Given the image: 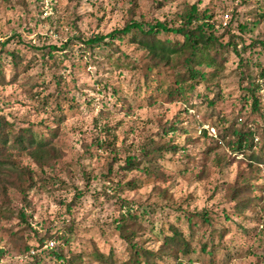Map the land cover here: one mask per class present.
Here are the masks:
<instances>
[{
  "label": "rangeland",
  "instance_id": "1",
  "mask_svg": "<svg viewBox=\"0 0 264 264\" xmlns=\"http://www.w3.org/2000/svg\"><path fill=\"white\" fill-rule=\"evenodd\" d=\"M187 5L212 15L214 33L225 45L231 39L228 29L235 34L240 53L250 61L247 73L256 75L257 65L264 66V0H0V47L21 36L44 49L17 44L18 38L8 44L23 60L17 67L12 59L4 60L0 113L17 127L33 126L43 136L55 133L56 148L55 159L44 167L25 152L14 153L20 165L33 171L35 184L26 193L10 188L7 196L0 195V205L15 212L11 219L0 217V246L8 248L0 264H26L37 255L45 256L39 258L43 264H112L88 256L93 250L112 251L115 264H122L130 255L117 230L127 211L124 200L138 216L134 241L159 250L161 230L170 224L190 240L193 252L160 264H264V164L251 166L247 155L234 152L221 137L218 118H226L228 126L247 117L241 113L242 67L233 47L218 76L204 67L208 79L197 85L190 106L167 91L175 83V70L161 66L158 73L150 72L147 50L128 37L116 39L115 48L81 50V44L68 42L108 34L135 20L177 27ZM53 45L62 49L50 55L47 47ZM36 91L49 94L48 108L33 98ZM260 94L264 103V84ZM257 119L261 126L255 130L254 150L264 157V112ZM169 125L181 130L164 135ZM96 137L113 143L99 147ZM161 142L183 148L164 153L159 165L165 177L125 167L126 157L143 160ZM134 178L144 184L130 188L127 183ZM246 179L257 185L256 204L238 214L231 185ZM22 209L26 221L19 217ZM221 230L222 250L212 260L202 247L216 245ZM50 241L55 244L46 246ZM27 245L33 248L23 251ZM230 250L228 260L224 255Z\"/></svg>",
  "mask_w": 264,
  "mask_h": 264
},
{
  "label": "trees",
  "instance_id": "2",
  "mask_svg": "<svg viewBox=\"0 0 264 264\" xmlns=\"http://www.w3.org/2000/svg\"><path fill=\"white\" fill-rule=\"evenodd\" d=\"M260 16L264 18V13H261ZM181 17V23L177 27L169 26L164 21L145 24L135 20L108 34H97L88 39H80L78 37L75 41L74 39H70L68 42L81 44L82 47H79L81 50L95 49L101 45H109L115 48L118 47L115 43L116 39L123 40L128 37L131 43L138 44L140 48L147 50L151 60L150 72H153V74L158 73L161 66H169L175 70V83L167 91L172 97L179 96L185 99L190 106H194V103L190 99L195 94L197 85L208 79L209 73L204 70V67L212 68L213 70L210 72L220 73L225 66V60H227V49L232 46L234 52L240 57L239 62L242 67L241 88L243 91L241 113L246 114L247 117H241L239 122L237 121L234 124L226 126V118L217 115L224 129L221 137L234 152L247 155L251 161V166L254 162L259 165L264 164V157L258 155L254 150L257 144L255 142V130L261 126L257 123V117L264 112V103L260 94V90L264 84V66L257 65L256 75L251 71L247 73L246 67L250 69V61L245 60L240 53L238 43L234 40L235 34H232L228 29L227 32L231 35V39L225 45L214 33V24L211 21L212 15L200 10L197 5H187ZM177 35L183 36V39L175 37ZM11 38L4 41L0 47V78L3 82L5 79L2 68L4 60L6 58L12 59L15 67L19 66L23 60V56H21V53L16 48H7L11 40L18 38L15 41L17 44H23L35 50H44L43 47L26 43L21 36H15L13 37L14 39ZM260 43L264 45L263 41ZM244 48L246 49L247 46H244ZM61 49L62 47L53 45L49 48L47 47L48 51L46 52L51 55L53 50ZM54 62V65L58 66L59 63L56 60ZM149 71L145 74L147 81L150 80ZM152 78L155 80L154 77ZM157 89L162 90L160 86ZM207 95L198 94L197 96L207 99ZM32 96L39 102L38 105L42 107L48 108L51 105L49 94L43 95L41 91H36ZM122 100L119 99L120 102ZM216 102L215 99H209L208 101L211 106H215ZM56 104L58 108H61L57 101ZM121 106H123V103ZM15 124L5 114L0 113V195L2 196H7L10 188L26 193L35 184L33 171L29 167L20 165L14 158L15 152L27 153L39 167L50 165L56 157L54 153L56 148L52 143L55 133H51V136H43L39 135L33 126L17 127ZM105 129L107 131L108 127ZM179 130H181V127L169 125L167 129L164 127L163 133L167 135ZM202 131L205 134L207 133L206 129ZM96 138V143L99 147L107 148L113 143L109 139ZM181 149L183 148L179 145L169 142L155 143L144 157L147 161L134 156H128L126 157L125 167L129 170H143L145 174L154 176V178L156 176L165 177V173L160 168L161 164L159 163L165 159L164 153H175ZM248 150L251 151L250 154H247ZM238 181L231 185L232 194L230 198L236 204V213L241 214L242 211L256 204V197H254L253 192L257 185H254L249 179L243 180L242 183ZM142 184L144 183H139V178H134L127 183L128 186H131L130 188H137L142 186ZM122 208L127 209V211L124 212L126 214L121 218L117 230L120 237L127 242L130 250L129 257L124 259L122 264H160V261L166 262L169 259L178 260L180 254L187 255L194 251L190 240L184 235L183 231L173 224L168 225L167 230L164 228L161 230L163 245L159 250L149 249L134 241L135 234L139 230L136 227L139 225L138 216L133 213L131 206L125 200L122 201ZM14 214L15 212L11 209V206L0 205V217L11 219ZM18 214L20 218L26 221L25 209L20 210ZM204 219L205 221L210 220L209 218ZM227 231L228 229H226ZM224 236L225 231L221 230L218 233L220 239L216 245L204 243L202 249L210 254L212 260L222 250V239ZM39 242L41 245L44 244V238H40ZM32 248L33 246L27 245L23 251L28 252ZM231 252V250L225 252L224 256H227L228 260H231ZM7 253L8 248L0 246V258ZM88 256L96 260L111 262L112 264H115L117 260V255L112 251L106 253L100 250H93ZM41 257L45 256L41 255ZM41 257L39 255L34 256L26 264H43L42 260L39 259ZM59 257L61 258V255ZM75 258L81 259L82 255H77Z\"/></svg>",
  "mask_w": 264,
  "mask_h": 264
},
{
  "label": "built area",
  "instance_id": "3",
  "mask_svg": "<svg viewBox=\"0 0 264 264\" xmlns=\"http://www.w3.org/2000/svg\"><path fill=\"white\" fill-rule=\"evenodd\" d=\"M54 244H55L54 241H50L49 244H47L46 246H49V245L53 246ZM25 257L27 256L20 257V259L23 260Z\"/></svg>",
  "mask_w": 264,
  "mask_h": 264
}]
</instances>
